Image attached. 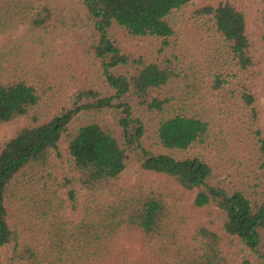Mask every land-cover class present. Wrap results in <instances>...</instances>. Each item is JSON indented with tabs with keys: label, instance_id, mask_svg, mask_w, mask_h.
<instances>
[{
	"label": "trees",
	"instance_id": "trees-1",
	"mask_svg": "<svg viewBox=\"0 0 264 264\" xmlns=\"http://www.w3.org/2000/svg\"><path fill=\"white\" fill-rule=\"evenodd\" d=\"M191 1L85 0L93 27L89 50L107 91L79 88L50 121L23 127L1 145L0 251L10 250V257L0 264H110L119 236L128 231L142 235L145 264H231L220 232L200 224L192 236L185 233L189 216L181 207L180 188L197 190L195 206L218 207L226 233L264 260V191L215 183L214 167L203 156L179 158L173 153L215 143L208 111L214 107L179 102L175 93L180 75L171 65L174 60L124 52L113 36L116 24L132 37L160 38L167 45L178 34L175 13ZM193 15L208 18L221 39L203 70L209 96L225 120L236 118L239 125L248 126L264 183V129L255 90L264 33L257 42L252 38L247 12L237 0L205 3ZM53 17L48 6L37 11L32 0H0V35L21 24L40 37L44 30L53 34L51 29L57 32L63 24ZM4 57L0 53V124L32 112L49 90L43 80L38 84L31 79L28 69L11 71ZM148 113L160 116L157 137L171 153L145 147L148 126L142 116ZM83 114L86 122L72 127ZM63 140L70 169L60 180L55 162L63 158ZM133 161L143 171L170 178L177 187L120 186L121 175ZM79 187L87 192L88 205L82 221L69 230L60 193L67 189L69 200L77 205ZM106 192L114 199L102 202L98 195ZM15 205L45 222L44 250L23 242L10 221L9 206ZM241 264L261 263L244 259Z\"/></svg>",
	"mask_w": 264,
	"mask_h": 264
},
{
	"label": "rangeland",
	"instance_id": "rangeland-1",
	"mask_svg": "<svg viewBox=\"0 0 264 264\" xmlns=\"http://www.w3.org/2000/svg\"><path fill=\"white\" fill-rule=\"evenodd\" d=\"M217 0H192L187 6L175 13L177 18V35L170 39L167 45L160 38H141L128 35L123 28L114 24L115 41L124 52L142 54L154 60L168 56L174 60L171 65L178 71L176 98L181 103L195 104L197 108L208 110L212 117L215 129V143L208 148L192 147L187 150L174 151L179 158L192 155H201L214 167L215 179L213 182L233 188L249 187L251 190L264 191V183L259 177L261 170L258 167V158L253 145V134L247 125H239L238 119L225 120L217 113L215 100L208 93V76L203 70L207 66L210 55L221 45V39L215 35L208 18H196L193 11L205 3H214ZM245 8L248 15L249 30L252 38L257 42L264 33L262 12L264 0H237ZM34 7L40 11L48 6L58 21H62V28L55 32L44 30L42 37L30 30L28 24H21L17 29L0 35V53L8 68L28 69L31 79L37 83L43 82L48 87V95L39 105L27 115L20 116L12 122L0 124V147L12 138L21 128L38 125L50 121L71 102L75 91L84 86L107 91L102 78L99 64L92 58L89 50L93 27L88 17L85 0H32ZM261 66L256 70L258 79L255 90L258 95L260 109V126L264 129V48L260 49ZM40 67V70H36ZM206 71V70H205ZM207 82H206V81ZM192 99L193 97H196ZM190 106V105H189ZM238 110V109H237ZM238 116V114H236ZM86 115H81L72 127L86 122ZM148 126L143 142L145 147L154 153H171L157 137V127L160 116L145 114L142 116ZM63 158L55 162V170L60 180L70 169L67 142L62 141ZM145 188L177 187L172 180L164 175L146 172L140 169L133 161L120 178V186L131 188L134 186ZM184 192L181 207L189 216L186 234L192 236L196 227L207 224L220 232L224 237L223 249L231 264H241L244 259L254 263L264 264L254 251L246 246L238 237L229 236L224 230L222 211L215 205L199 208L194 199L197 190ZM78 203L74 205L69 200L67 189L60 195L65 200L63 217L68 221L69 230L78 225L88 205L87 192L78 188ZM102 202L114 199L113 193H100ZM10 221L21 232L23 242L44 250L45 237L42 232L45 222L30 218L20 205L10 207ZM119 245L110 264H145L142 246V235L128 231L119 236ZM10 250L0 251V261L10 257ZM109 264V263H108Z\"/></svg>",
	"mask_w": 264,
	"mask_h": 264
}]
</instances>
